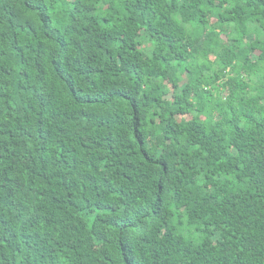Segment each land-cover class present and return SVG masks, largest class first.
I'll return each instance as SVG.
<instances>
[{"label": "trees", "instance_id": "16d2710c", "mask_svg": "<svg viewBox=\"0 0 264 264\" xmlns=\"http://www.w3.org/2000/svg\"><path fill=\"white\" fill-rule=\"evenodd\" d=\"M0 264H264V0H0Z\"/></svg>", "mask_w": 264, "mask_h": 264}]
</instances>
